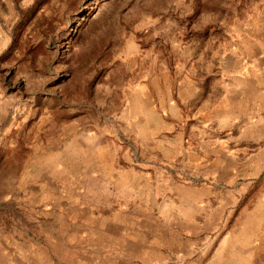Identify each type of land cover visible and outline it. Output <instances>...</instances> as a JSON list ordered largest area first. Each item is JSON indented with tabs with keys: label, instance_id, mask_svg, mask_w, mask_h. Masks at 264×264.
Wrapping results in <instances>:
<instances>
[{
	"label": "rangeland",
	"instance_id": "1",
	"mask_svg": "<svg viewBox=\"0 0 264 264\" xmlns=\"http://www.w3.org/2000/svg\"><path fill=\"white\" fill-rule=\"evenodd\" d=\"M0 264H264V0H0Z\"/></svg>",
	"mask_w": 264,
	"mask_h": 264
},
{
	"label": "crops",
	"instance_id": "2",
	"mask_svg": "<svg viewBox=\"0 0 264 264\" xmlns=\"http://www.w3.org/2000/svg\"><path fill=\"white\" fill-rule=\"evenodd\" d=\"M165 108L166 111L169 113V116H176L178 114L175 105L173 104V102H169V100L165 101Z\"/></svg>",
	"mask_w": 264,
	"mask_h": 264
}]
</instances>
